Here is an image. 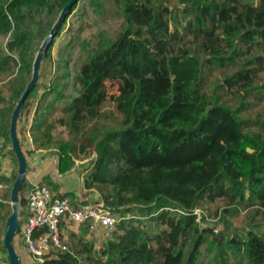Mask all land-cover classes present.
Returning <instances> with one entry per match:
<instances>
[{"label":"trees","instance_id":"obj_1","mask_svg":"<svg viewBox=\"0 0 264 264\" xmlns=\"http://www.w3.org/2000/svg\"><path fill=\"white\" fill-rule=\"evenodd\" d=\"M106 1L117 7L120 29L81 42L80 88L71 98V62L84 27L52 58L67 17L19 118L20 128L29 124L35 150L20 143L29 158L41 150L43 158L57 155L62 175L95 152L84 186L98 190L120 220L99 249L87 225H64L66 249L30 264H264V115L253 117L264 104V0H89L98 12ZM69 2L0 0V34L11 33L8 50L19 55L13 98L8 105L0 98L5 148L38 51L22 25L43 16L52 28ZM12 60L0 48V71ZM108 83L117 84L119 128L105 125ZM58 110L62 115L52 118ZM60 129L74 138L56 140ZM10 153L18 166L12 146ZM16 178L14 172L9 180ZM6 179L0 176V185ZM38 184L77 207V195L60 192L48 176ZM33 187L26 181L21 189L20 238ZM217 202L221 231L201 213ZM243 211L245 229L229 233V217ZM10 213L0 202V252L7 258L2 232Z\"/></svg>","mask_w":264,"mask_h":264},{"label":"rangeland","instance_id":"obj_2","mask_svg":"<svg viewBox=\"0 0 264 264\" xmlns=\"http://www.w3.org/2000/svg\"><path fill=\"white\" fill-rule=\"evenodd\" d=\"M106 9L104 12H98L89 2V0H80L78 5L76 6L75 10L70 14L67 19L66 26L62 34L59 38L56 39L55 45L52 50V58L53 60L57 59V53L59 49L63 48L68 42H70L74 33L83 26L84 29L82 30V34L79 40L80 44H76L74 47L75 50L73 52V60L71 62L72 68V78L70 80V87L68 90V95L71 98H74L78 95V89L80 88L79 85L75 82V77L78 75L82 60L84 59L85 51L81 47V42L84 40L87 41H94L98 35L102 32H107L109 34H115L119 29L122 23L121 18L116 15L117 14V7L113 5L111 2L106 1L105 3ZM61 13V12H60ZM58 14V17L60 15ZM30 19L25 24L22 25L23 29L31 31L35 37V44L34 48H40L44 39L47 35H49L52 28L49 27L48 22L46 21L45 17L38 16L37 18H28ZM71 29V32H68ZM11 40V33L10 34H0V48L6 54L13 58L10 61V64L0 71V98L5 100L6 105L10 104V100L13 98V87L15 84L16 76L18 75V66L19 63V55L17 51L11 52L8 50V43ZM38 52V51H37ZM37 54V53H36ZM55 63H53V67ZM44 65H42L43 69ZM50 69V67H48ZM42 73V70H41ZM32 77V76H31ZM31 77L27 76L26 80L27 83L30 82ZM264 82V74L261 83ZM28 85V84H27ZM27 87V86H26ZM108 90H109V100L104 106V110L108 113L109 118L105 121V125L109 126L110 128H119L121 126V121L123 116L118 110L116 109V102L114 101V96H118L119 93L117 91V84L115 83H108ZM3 106V103H0V107ZM264 115V104L259 108L255 109L253 112V117L256 118L260 115ZM62 115V111L58 110L55 115L52 116L56 117ZM29 124H25L20 128V121L18 123V137L19 140L22 139L25 145V149L31 147L35 150L33 145L31 134L27 128ZM74 137L69 135V132L66 129H60L56 136V140L63 139V141L72 140ZM4 142L0 141V176L7 178L4 180L0 185V202H4L6 204L7 210H11L10 207V197H11V190L13 182L9 179L12 178L14 172H17L19 166H17L14 156L10 153L11 146L8 148L4 147ZM49 151V150H47ZM47 151H44L47 153ZM41 151H36L32 158H28L31 168L33 169L32 172L28 176V180L31 179L34 181L35 184H38L42 178L49 177L55 183L60 185V192L69 193L74 192L77 197L82 200H87L89 203H95L96 199H102V195L98 190H86L84 186V179L86 175V165L93 161V153H91L88 159H77L76 165L74 168L68 173L63 175L61 178H58L60 175L58 170V156L53 154L46 156V158L42 157ZM93 155V156H92ZM35 175H39L37 179L34 180L33 177ZM61 176V175H60ZM27 180V181H28ZM27 197V196H26ZM103 200V199H102ZM223 209V203L217 202L215 204L209 205L208 210H201V213L204 214L206 218V223L208 225L217 226L219 230L224 229V223L222 220L216 217V212L218 209ZM21 207V211H22ZM246 212L243 211L240 216L229 217V233H233L234 231L241 232L246 227ZM72 230H76L75 226L71 225ZM216 233V232H215ZM67 234V233H66ZM217 234V233H216ZM2 239V237L0 236ZM19 236L16 237V246L18 251L22 257L23 264H30L34 259L31 257L29 252L26 250L24 244L21 242L22 239ZM89 239L94 242L96 245V249L102 247V245L107 242L108 237H91ZM65 242V241H64ZM9 260L7 257L2 256L0 252V264H9Z\"/></svg>","mask_w":264,"mask_h":264},{"label":"built area","instance_id":"obj_3","mask_svg":"<svg viewBox=\"0 0 264 264\" xmlns=\"http://www.w3.org/2000/svg\"><path fill=\"white\" fill-rule=\"evenodd\" d=\"M93 155L95 160L97 154L94 152ZM60 175L58 178L63 176ZM28 181L34 187L28 195L25 208L27 223L22 228L21 239L34 261H44V257L53 249H66L62 240L64 225H87L91 237H108L116 230L120 218L102 199L89 203L90 200L78 197V205L75 207L71 197L55 196L46 184H35L31 179ZM196 213L199 215L200 211ZM36 232L40 233L37 237Z\"/></svg>","mask_w":264,"mask_h":264},{"label":"water","instance_id":"obj_4","mask_svg":"<svg viewBox=\"0 0 264 264\" xmlns=\"http://www.w3.org/2000/svg\"><path fill=\"white\" fill-rule=\"evenodd\" d=\"M80 0H70V2L62 9L58 19L54 23L49 35L46 36L42 45L40 46L33 63L32 77L28 83L25 91L23 92L21 98L16 104L11 118V128H10V139L11 146L16 155L18 161V174L15 183L12 186L11 197H10V207L11 213L7 217L4 228H3V246L7 252L9 259V264H23L22 257L16 246V237L20 229L21 220V189L25 182L28 180L29 174L32 172L28 158L25 156L21 143L18 137V122L20 114L25 105V101L29 94L36 88L41 78V70L43 61L45 58L46 51L50 47L52 41L55 39L56 34L64 21L69 17V13L73 8L78 5ZM36 178V176H35Z\"/></svg>","mask_w":264,"mask_h":264},{"label":"crops","instance_id":"obj_5","mask_svg":"<svg viewBox=\"0 0 264 264\" xmlns=\"http://www.w3.org/2000/svg\"><path fill=\"white\" fill-rule=\"evenodd\" d=\"M35 176H36V178H35V177H33V178H34V180H35V179H37L38 177H40L39 175H35ZM33 182H34V181H33ZM62 193H63V192H62Z\"/></svg>","mask_w":264,"mask_h":264}]
</instances>
